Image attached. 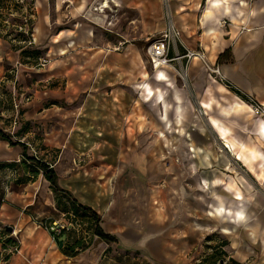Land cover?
Returning a JSON list of instances; mask_svg holds the SVG:
<instances>
[{
	"label": "crops",
	"instance_id": "1",
	"mask_svg": "<svg viewBox=\"0 0 264 264\" xmlns=\"http://www.w3.org/2000/svg\"><path fill=\"white\" fill-rule=\"evenodd\" d=\"M167 2L172 22L181 33V52L201 49L210 62L220 63L222 71L239 87L264 101V0ZM35 4V44L43 46L50 38L55 49L75 50L55 58L52 66L43 69L46 73H41V78L30 82L32 95L21 118L26 123L33 119L39 124L36 126L45 129V156L52 147L60 148L53 162L58 184L101 215V229L115 240L107 242L91 230L87 235L64 231L60 247L34 214L39 198L37 179L19 185L8 179L0 197V233L4 236L1 239L0 235V264L4 260L6 264H103L111 253L123 250L163 255L170 264L188 262L194 228L190 217L163 215L157 205L158 188L143 199V185L130 186L134 175L126 173L133 160L157 159L148 150L137 151V144L151 145L162 138L154 134L153 125L141 129L142 103L156 108L155 115L165 128L175 123L182 128L199 127L201 139L194 140L189 133L179 136L182 143L199 144L194 169L205 206L212 212L201 222L204 225L199 234L211 230L207 223L214 224V230L226 235L228 243L223 248L232 258L240 264H264V121L252 115L251 107L237 92L205 73L204 63L197 57L188 60L183 86L169 73L173 64L150 71L148 57L145 63L135 48L139 49L138 41L143 40L145 47L154 32L165 27L160 0H35ZM128 7L136 11L139 21L138 32L130 37L114 26L115 18ZM71 17L81 25L59 28L52 34L53 26ZM223 18L225 25L220 23ZM12 45L8 37L0 35V79L8 70L5 64L18 60L19 50ZM226 49L230 62L223 60L226 55L219 58ZM181 62L174 60L175 65ZM39 80L45 82L40 90L36 89ZM50 81L57 86L46 87ZM63 83L65 92L60 90ZM49 96L66 100L80 96L66 132L59 131L63 120L54 124L58 117L48 124L51 107L45 108L44 102ZM195 105L200 115L194 112ZM207 126L218 142L229 145V151H206L211 142ZM31 131L23 133L27 136ZM166 137L173 142V133ZM11 148L0 154L1 160H14L20 154L15 145ZM76 153L82 164L73 157ZM4 170L11 172L9 167L0 168V172ZM39 179L51 194L48 202L54 205L49 181L43 173ZM78 235L82 246L67 254L64 244ZM15 243L17 252L3 251Z\"/></svg>",
	"mask_w": 264,
	"mask_h": 264
},
{
	"label": "rangeland",
	"instance_id": "2",
	"mask_svg": "<svg viewBox=\"0 0 264 264\" xmlns=\"http://www.w3.org/2000/svg\"><path fill=\"white\" fill-rule=\"evenodd\" d=\"M160 2L162 4L163 19L164 24L166 26L167 19L165 0H160ZM136 18L137 15L134 9L129 7L125 8L124 11H122L121 15L115 18L114 26L116 28L123 29V32H125L128 37H130L132 35H135L139 29V21ZM66 20L67 21H65L62 25L58 27L53 26L52 34L56 32L59 28H75L78 25H81L78 24L76 21L74 22V19L72 20V17ZM0 31V35L2 33L6 35V33H4L1 28ZM92 31H94L96 34L99 32L96 28L92 29ZM158 33L159 32H154V35L151 39H153L154 36L158 35ZM73 35H76V33H73ZM151 39L147 41L145 47L144 40L138 41L140 44L138 46L139 49L135 48V51L140 52L141 56L145 60V63L146 61H148L146 59L148 57V64L150 65V67L148 66V64H146L147 67L150 68V71L157 72V70H155L151 64V60L149 58L150 56H148L146 52V47L149 42L152 41ZM32 47L38 49V52L36 54L32 55L31 53H27L22 58L18 57V63L15 61L11 65L5 64V67L8 70H6L4 77L0 79V128H2L7 133H11L13 140L20 139L21 141H23L26 144L25 152L28 156L36 155L39 158H45L48 163L53 165L54 160L58 157L60 153V148L58 149L55 146L52 147L49 150V153H47L45 156V152L43 149L45 145L42 144V138L44 137V133L46 134L45 129H43V127L41 126H36L39 124L37 122H34L33 119L30 120V122L28 121L26 123L25 120L21 118L22 116L20 115L19 110L23 109L25 102L28 101V96L32 95V93L30 92V88L32 87L30 85V82H32L34 79L41 78L42 76L40 74L46 73L43 69H46L49 65L52 66L55 58L60 57L61 54H70L75 49L63 48V51L61 50V48L55 49L54 42L50 38L43 44V46L33 44ZM175 50H179V52H181L180 46L178 45ZM175 50L173 48L169 49V57H174ZM44 59H46V61H44ZM180 60L182 62L179 63V65H175L174 59L171 60L169 62L170 64L168 65L173 64V66L169 68V73H173L177 78L176 80L178 84H180V86H183V78L186 74L185 70L187 67L188 60L186 58H182ZM223 60H226V62H230L232 58L230 57V54H227ZM209 63L214 65L215 68H219V74L211 72L210 70L204 68L205 73H207L208 75H212L219 82L223 83L226 86H228L227 83H229L238 90H240L241 93H243V95L246 97L242 98L240 96V98L247 104V96L257 99L253 92L251 93L249 91H246L245 89L239 87L233 80H231L222 71L220 63L216 61H209ZM165 82L169 83L168 80ZM42 83L45 82L39 80L38 85H36V89L40 90V85ZM27 86L29 87V90L26 89ZM55 86H57L56 82L50 81L48 85L46 84V87L49 88H53ZM64 86L65 83L60 86V90L64 91ZM79 99L80 96L73 100H66L64 97L56 98L53 96H49L47 98V101L44 102L45 108L51 107V112L49 113L48 117L52 119H50V122H48V124L53 121L54 117L55 119L56 117H58L56 121H54V124L57 125V122L63 120V122L60 123V125L63 126L62 130L59 131L66 132L72 121L73 113L71 112L72 110H75ZM15 104L17 106H15ZM56 106H59L60 109H57ZM141 106L143 109L142 115L140 116L141 129H150L151 125H153L154 134L158 135L159 137H162L161 139L163 140L160 139V142L151 145H136L137 151H140L141 149H143L144 151L148 150L152 152V154L155 153L157 159H143L138 161L133 160L132 164L128 165L129 169L126 172L127 174L132 173L134 175L133 178L135 181L133 184H130V186L141 187L142 184L143 187L141 188V190L143 193V199H145L146 196H148L149 192H151L153 189L158 188L160 195L157 198V205L160 207V212L163 215H176L178 219L183 218V216L190 217L191 225L194 226V228L191 231V251L187 256L188 262H186V264L199 263L201 260H203L204 257H208L212 252L216 251L214 247L220 243V238H225L226 236L218 229L215 228L214 230V224L211 223H207L209 227L208 229L211 228L208 233H202L200 235L198 232V229L200 227H203L204 225L201 222L205 221L206 214H212V212L209 210V207L205 206L207 202L204 201V195H202L204 193L201 191L200 186L198 185V178L196 175L197 173L194 169L196 161H194L193 158L198 155L197 153L199 150V144L188 145L182 143L181 140H179V136H184L186 133H189L194 140L201 139L198 133L199 127L193 126L182 128L178 126L177 123H175L174 127L165 128L162 126L161 120L157 119V116L155 115L156 108L151 109L145 103H142ZM194 112L197 115H200V109L197 105H195L194 107ZM62 114L65 115L62 116ZM252 115L255 116L254 114ZM255 118L257 117L255 116ZM202 124H204V122ZM20 127H23L25 131L29 129H31L32 131L27 136H25L24 133L13 135V133L16 130L20 129ZM206 131V135L210 136L211 140V142L206 145V151H229V149L225 147L223 143H221L220 141L218 142L216 138H214L215 133L209 126H207ZM168 132L169 134L173 133V142H171V140H167L166 136L168 135ZM15 146L17 147L15 149L19 150L20 154L16 155L14 160L0 159V164L13 163L12 166L9 165V169L11 170V172L7 173V170H4L5 172H0V197L2 194V190L4 191V184L6 183V181H8V179L13 180L14 185H19L21 183L28 182L29 179H37L35 185L36 187H38L37 196L39 198H37L36 202V206L38 207V209L36 212H34L36 218L42 220L43 224H48L49 221L53 220H60L61 222L67 223L70 222L71 224L67 229L69 233L75 232L76 234L81 235L89 231L90 229H88L86 223L80 222L78 220H73L72 214L66 213L64 208L65 205L68 204V202L67 200L65 201V197H61L58 195V197L61 198L58 200L59 204H57L55 200L56 197L53 193L52 195L53 197H55L54 205H51L48 202V197L51 194H49L47 187L43 186V181L41 183V179H39V176L42 174V170L40 168H37L33 164L32 160H25L24 156L22 155V149L24 148H22L21 145ZM8 148L12 149L10 144L7 145L6 140L0 139V154L4 153ZM100 148L101 145L98 147V149ZM188 153L190 154V156L188 155ZM77 155L79 154L76 153L73 155V157H76L77 159ZM188 157H190V159ZM79 161L80 160L78 159L76 160L77 164H82V162ZM152 172H156L158 176L156 174L154 176L151 175ZM98 178L102 180L103 176L99 175ZM211 203L212 202L209 203L210 206ZM179 223L180 224L178 226L182 227L181 222ZM207 236H209L210 239H208ZM107 257L104 259V261L102 260L103 264H170L168 263L166 256H152L140 250L116 251L111 253L110 257ZM218 263L222 264L220 262Z\"/></svg>",
	"mask_w": 264,
	"mask_h": 264
},
{
	"label": "built area",
	"instance_id": "3",
	"mask_svg": "<svg viewBox=\"0 0 264 264\" xmlns=\"http://www.w3.org/2000/svg\"><path fill=\"white\" fill-rule=\"evenodd\" d=\"M166 7V26L158 35L154 36L152 41L146 47L147 55L150 56L151 64L153 68H158L163 65L170 64L171 60L186 58L187 60L197 57L203 63L206 69L211 72L219 74V68L214 67L209 63L204 51L201 49H185L183 52L175 50L180 41V30L173 24L171 19L168 2L165 0ZM36 17V4L35 0H0V28L8 36V39L13 44L33 45L35 44L34 37V21ZM2 19V20H1ZM221 25L227 23L226 19L221 20ZM20 33L23 39L18 40L14 37L15 34ZM175 50L174 57H169V49ZM46 61V59H44ZM18 63V60L16 61ZM157 62V63H156ZM44 64V63H43ZM246 98V97H245ZM247 102L251 107L252 113L261 121H264V101L257 100L247 96ZM15 106H17L15 104ZM35 154V151H34ZM43 225L48 231L54 235H59L69 228L70 222L52 221ZM13 233V231H12ZM11 233V234H12ZM1 239H4L2 233H0ZM19 249L18 243L6 246L3 248L5 253H14ZM7 260L3 261L6 264Z\"/></svg>",
	"mask_w": 264,
	"mask_h": 264
},
{
	"label": "trees",
	"instance_id": "4",
	"mask_svg": "<svg viewBox=\"0 0 264 264\" xmlns=\"http://www.w3.org/2000/svg\"><path fill=\"white\" fill-rule=\"evenodd\" d=\"M2 35L5 37L8 36L7 34L5 35L3 33ZM14 37L18 40L23 39V36L20 33L15 34ZM12 46L19 50L20 58L24 57L27 53H31L32 55H34L38 52V49L32 47V45L13 44ZM227 54L228 50L226 49L220 54L219 58L222 59ZM227 85L230 89L237 92L239 96L245 98V96L243 95V93H241L240 90H238L229 83H227ZM22 111L23 109H20L19 113L21 114ZM23 130L24 128L20 127V129L16 130L13 135L23 133ZM0 139L6 140L10 144V146L21 145L22 148H24L22 151V155L24 156L25 160H32L33 164L37 168H40L42 170L44 177L49 181L50 188L52 189L54 196L56 197V203L59 204L58 200L61 197L66 198L65 201L67 200L68 204L65 205L64 209L67 214H72L73 220H78L80 222L86 223L88 229H90L93 234H96L99 238L107 242L115 240V237L113 235L106 233L101 229L99 225L101 215H99L89 205L79 202L70 191L60 187L57 182V174L53 168V165L39 158L36 155L28 156L25 152L26 144L20 139L13 140L11 133L5 132L2 128H0ZM9 165L12 166L13 163H1L0 168L9 167ZM58 195L61 197H58ZM54 238L58 241L60 239V234L54 235ZM207 238L210 239L209 236H207ZM227 243L228 241L226 240V238H220V243L214 247L216 251L212 252L208 257H204L203 260H201L199 263L194 264H219L218 262H220V260L223 261L222 264H240L238 261L231 257V255L226 249L223 248V246H225ZM82 244V237L79 236L78 238H75L74 240L70 241V243L64 244L63 249L67 254L72 255L76 252V248H80Z\"/></svg>",
	"mask_w": 264,
	"mask_h": 264
},
{
	"label": "water",
	"instance_id": "5",
	"mask_svg": "<svg viewBox=\"0 0 264 264\" xmlns=\"http://www.w3.org/2000/svg\"><path fill=\"white\" fill-rule=\"evenodd\" d=\"M58 244H59V246L61 247L62 245H63V240L62 239H59L58 240ZM223 261L222 260H220V263H222Z\"/></svg>",
	"mask_w": 264,
	"mask_h": 264
},
{
	"label": "bare ground",
	"instance_id": "6",
	"mask_svg": "<svg viewBox=\"0 0 264 264\" xmlns=\"http://www.w3.org/2000/svg\"><path fill=\"white\" fill-rule=\"evenodd\" d=\"M157 67H158L157 69L159 70L160 67L159 66H157ZM223 144H224L225 147H227L229 149V145L228 144H226V143H223Z\"/></svg>",
	"mask_w": 264,
	"mask_h": 264
}]
</instances>
